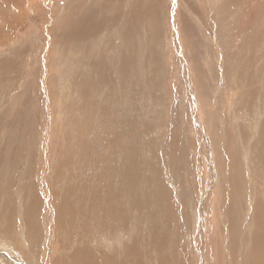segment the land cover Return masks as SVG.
Returning <instances> with one entry per match:
<instances>
[{"label": "rangeland", "instance_id": "1", "mask_svg": "<svg viewBox=\"0 0 264 264\" xmlns=\"http://www.w3.org/2000/svg\"><path fill=\"white\" fill-rule=\"evenodd\" d=\"M0 206V264H264V0H0Z\"/></svg>", "mask_w": 264, "mask_h": 264}, {"label": "bare ground", "instance_id": "2", "mask_svg": "<svg viewBox=\"0 0 264 264\" xmlns=\"http://www.w3.org/2000/svg\"><path fill=\"white\" fill-rule=\"evenodd\" d=\"M2 10V9H1ZM248 176V175H247ZM103 178V177H102ZM107 178V177H106ZM113 193V192H112ZM117 195V194H116ZM108 197V196H107ZM104 198V197H103ZM102 199V198H101ZM114 199V198H113ZM115 201H116V199H115ZM106 202V201H105ZM111 203V202H110ZM112 204V203H111ZM2 205V204H1ZM4 206V205H3ZM3 206H0V211L1 210H5V209H2L3 208ZM5 206H7V205H5ZM122 210V209H121ZM6 211V210H5ZM4 211V212H5ZM19 211V210H18ZM17 211V212H18ZM15 212L16 211H11V212H8V213H1L0 212V235H3V233H4V231L5 230H10V229H12V226L9 228V229H6L7 227H9L11 224H13L14 223V221H13V219H14V214H15ZM12 213V214H11ZM119 213H120V211H119ZM17 214V213H16ZM56 214L54 213V216H55ZM58 215V214H57ZM82 215H84V214H82ZM19 216V215H18ZM24 217H25V215H24ZM27 217H30V215H28ZM82 217V216H81ZM80 217V218H81ZM84 217H85V215L82 217L83 219H84ZM86 218V217H85ZM19 219V218H18ZM22 219V218H21ZM82 219V220H83ZM100 219V218H99ZM115 219V218H114ZM25 220V219H24ZM55 220V219H54ZM112 220H113V218H112ZM23 221V220H22ZM101 221V220H100ZM104 221V220H103ZM105 222V221H104ZM116 222V221H115ZM31 223H33V219H31V222H30V224ZM100 224L102 223V222H99ZM97 225H99V224H97ZM116 225V224H115ZM114 225V226H115ZM117 226H120V225H117ZM89 227V226H88ZM97 228H98V226H97ZM99 228H100V225H99ZM79 244V243H78ZM87 251V250H86ZM253 251H255V250H253ZM85 252V251H84ZM83 252V253H84ZM87 253V255L84 257V254H80L81 255V263L80 264H89V259H90V261H95L94 260V255H92L91 254V251H87L86 252ZM98 254V253H97ZM78 255V254H77ZM101 257V256H100ZM254 257H255V255H254ZM258 257V256H257ZM88 258V259H87ZM91 259H93V260H91ZM103 260V262L104 261H106L107 260V258H105V257H103L102 258ZM256 259V258H255ZM14 260V259H13ZM258 260V259H257ZM35 262V261H34ZM55 262V261H54ZM255 262V261H254ZM257 262V261H256ZM13 263H15L16 264V262H13ZM48 264V263H47ZM50 264V263H49ZM99 264V263H98ZM105 264V263H104ZM106 264H109V263H106ZM110 264H117V263H115L114 261H112V262H110ZM120 264H124V263H120ZM253 264H255V263H253ZM256 264H258V263H256ZM259 264H263V262L261 263V260H260V262H259Z\"/></svg>", "mask_w": 264, "mask_h": 264}]
</instances>
